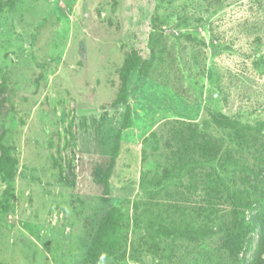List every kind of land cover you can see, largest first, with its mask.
Returning <instances> with one entry per match:
<instances>
[{
  "label": "rangeland",
  "instance_id": "rangeland-1",
  "mask_svg": "<svg viewBox=\"0 0 264 264\" xmlns=\"http://www.w3.org/2000/svg\"><path fill=\"white\" fill-rule=\"evenodd\" d=\"M131 48L150 67L129 77L132 127L121 131L125 106L113 103ZM218 115L241 134L214 125ZM175 121L202 126L233 163L209 168L208 188L219 189L216 205L201 204L210 229L173 242L147 223L163 209L140 183L156 172L150 136ZM2 132L19 164L0 183V264L87 259L110 208L94 171L110 163L120 132L111 203L127 227L122 251L99 264H248L259 231L235 248L249 238L231 210L233 198L264 205V0H13L0 13Z\"/></svg>",
  "mask_w": 264,
  "mask_h": 264
},
{
  "label": "trees",
  "instance_id": "trees-1",
  "mask_svg": "<svg viewBox=\"0 0 264 264\" xmlns=\"http://www.w3.org/2000/svg\"><path fill=\"white\" fill-rule=\"evenodd\" d=\"M12 2L13 0H0V13ZM149 67L150 62L144 59L142 53L131 48L120 71L121 86L113 103L114 106H125L121 131L132 127V109L128 102L129 77L132 73L146 76ZM213 122L220 128H232L238 132V135L241 134L240 124L223 115L213 116ZM166 127L169 128L168 130L163 129V134L152 133L150 136L153 141L151 158L155 160L156 172L152 176L143 173L140 186L143 193H148L147 197L150 203L155 201L156 207L163 209L162 213L149 215L147 223L152 229L168 238L167 240L170 239L174 242L178 238L192 239L193 235L200 231L210 229L209 221H215V219L205 215L201 204H209V207L216 205L219 200L217 196L219 189L218 187L208 188V180L211 178L210 180L214 181L209 168L216 174L220 171L225 172L229 170L233 160L231 154H221L215 145V137L207 134L200 125L175 121L174 124L169 123ZM121 134L122 132L118 134L110 163L98 166L94 171L95 181L103 187L102 201L110 208L100 220L90 245L88 257L82 264H99L116 257L122 251L123 230L127 227L126 215L121 207L111 203V178L114 165L120 155ZM5 137V133H0V183L13 180L19 164L14 147L4 143ZM162 141L163 143H161ZM160 151L161 154H159ZM164 158L165 162L162 161ZM152 159L149 160L153 162ZM222 159L223 162L220 163ZM145 161L147 162L146 157ZM249 169L248 167L246 170ZM259 172L264 174V169H260ZM171 187L175 188L174 195L170 193ZM159 194H164L168 201L172 198V202L169 201L171 204H166L167 201L158 204L156 199ZM232 201L234 202L231 210L232 215L236 219L240 218L242 238L251 240L246 243L243 239L236 237V241H233L234 247L243 250L244 245H248L250 248L252 245L250 237L255 231H259V245L248 264H264V205L260 206L261 210H257L255 201H241L239 198H233ZM184 203L188 204L189 209L184 206L182 208ZM152 208L151 206L147 208V212L152 211ZM253 210H257V213L250 217V221L247 223V213ZM204 215L207 217L206 219L203 218ZM215 215H218V212ZM215 215L214 217H217ZM202 224L205 226L202 227Z\"/></svg>",
  "mask_w": 264,
  "mask_h": 264
}]
</instances>
